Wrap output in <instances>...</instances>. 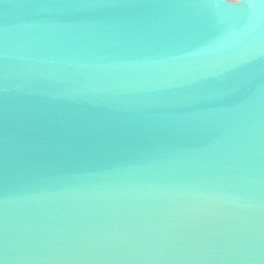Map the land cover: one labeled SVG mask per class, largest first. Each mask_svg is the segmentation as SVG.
Listing matches in <instances>:
<instances>
[{
	"label": "water",
	"instance_id": "water-1",
	"mask_svg": "<svg viewBox=\"0 0 264 264\" xmlns=\"http://www.w3.org/2000/svg\"><path fill=\"white\" fill-rule=\"evenodd\" d=\"M0 264H264V0H0Z\"/></svg>",
	"mask_w": 264,
	"mask_h": 264
}]
</instances>
